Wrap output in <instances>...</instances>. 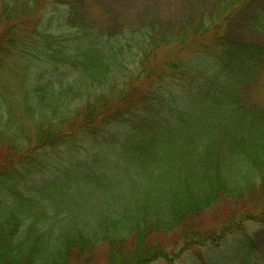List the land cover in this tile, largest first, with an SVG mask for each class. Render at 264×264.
I'll use <instances>...</instances> for the list:
<instances>
[{
  "label": "trees",
  "instance_id": "trees-1",
  "mask_svg": "<svg viewBox=\"0 0 264 264\" xmlns=\"http://www.w3.org/2000/svg\"><path fill=\"white\" fill-rule=\"evenodd\" d=\"M0 1L7 24L0 32V199H5L4 190L13 197L12 202H0V264H71L83 258L89 262L94 259L97 243L107 249V264H148L164 257L161 249L147 245L148 236L159 230L170 233L197 218L210 203L223 196H236L230 187L234 178L240 193L248 191L241 180L244 175H256L255 184L264 185V114H257L255 108L246 110L238 100L242 84L251 80L262 63L263 49L220 35L213 26L215 21L228 24L233 12L247 9L255 0H233L227 8L232 13L217 14L215 19L203 16L198 27L170 33L174 46L183 47L192 37L201 38L213 31L220 53L208 55L209 59L194 58L200 50L193 51V58H181L169 67L181 72H169L163 81L159 75L146 87L136 85L142 78L140 72L125 74L129 69L120 57L130 51L129 42L136 32L125 26L116 32L110 26L97 30L84 18L88 9L85 1ZM254 26L264 29V11L258 10ZM142 28L140 36L152 48L167 42L156 26ZM136 42L134 39L132 44ZM133 56L131 53L127 59ZM4 59L14 62L10 74L16 73L15 77L21 70L19 62L26 66L28 60L35 63L39 59L46 63V77L44 72L34 80L18 75L17 84L24 94L14 102L2 84V79L7 81L3 77L7 69L1 66ZM27 73H34L33 66ZM16 113L20 122L15 120ZM79 134L110 141L114 156L122 153L129 169L136 165L140 176L137 185L146 187L138 190L135 200L139 201L126 213L128 218L135 207L140 215L135 221L113 219L110 224L104 221L106 216L95 217L96 221L74 216L75 220L65 224L63 231L68 233L63 237L49 229L42 231L31 221L19 234L28 206L46 196L48 200H64L58 194L62 186L48 179L37 188L31 187L37 195L27 186H19L20 181L44 170L46 150H58ZM120 137L123 143L116 141ZM99 156L95 159L102 163L107 155ZM101 168L96 177L89 175L86 181L73 184L76 174L69 166L62 183L65 189L85 187L90 178L100 183L108 178ZM155 181L160 183L159 190L149 185ZM6 229L14 232L7 234ZM39 230L40 240H45L42 246L34 235ZM195 233H184V243ZM210 233L206 246H223L229 235ZM235 233L238 236L235 234L229 253L246 260L250 255L246 250L248 232ZM127 240L133 246L128 251L122 245ZM192 240L187 244L200 242ZM202 264L216 263L206 259Z\"/></svg>",
  "mask_w": 264,
  "mask_h": 264
},
{
  "label": "rangeland",
  "instance_id": "rangeland-1",
  "mask_svg": "<svg viewBox=\"0 0 264 264\" xmlns=\"http://www.w3.org/2000/svg\"><path fill=\"white\" fill-rule=\"evenodd\" d=\"M83 1L87 3L88 8L85 11L84 18L89 20L91 25L96 26L97 30L107 29L110 26L116 32V30L121 29V26H125V29L129 27L131 31L136 32L137 36H134L129 42L131 44L130 51L124 52L120 57L129 69L125 74L130 73L134 75L140 72L142 78L136 85L142 84L146 87V85L155 82L156 77L159 75L162 78L160 81H163L169 76V72L173 74L181 72L179 68L172 70L169 67L181 58H193V51L200 50L198 55H194V58L196 56L208 57V55L212 54L213 56L218 55L220 53L217 48L219 44L216 42L213 31L201 38L192 37L183 47L174 46L172 34L185 28L194 29L198 27L199 20L201 21L203 16L215 19L217 14L227 13L228 11L232 13L227 8H229V4L233 0ZM258 10L264 11V0H255L247 6V9L242 7L240 10H236V13L233 12L231 20L228 23L229 25L215 21L216 24L213 22V26L216 28L215 32L220 35H224L229 39L239 38L250 44L259 45L263 49L261 56L262 63L254 70L251 80L242 84L241 96L238 100L240 105L246 110L255 108L257 114H264V29H257L254 26L257 21ZM3 12L4 7L0 1V32L7 25L2 16ZM221 18L219 17L220 20ZM151 24L159 29V36L167 41L163 44L157 43L158 46L156 48H152L149 41L140 36L144 30L142 27H150ZM134 39L137 42L132 44ZM201 52H204V55ZM131 53L135 56L127 59ZM34 54H36L35 51ZM30 61H27L26 66L23 62H19L21 70L18 72V75L24 79L29 78L30 80H34L39 73L44 72L46 77V63L39 59L35 63ZM1 66L9 72L3 69V77L7 78V81L2 79V84L4 82V85L9 90V94L14 97V102H17L24 94V90L17 84L18 75L15 77L16 73L10 74L13 70L14 62L4 59L1 62ZM31 66H33L34 70L32 74L27 73L28 68ZM152 68H154L153 71L151 70ZM147 72H150V74ZM138 87L141 88L140 86ZM18 117L19 114L16 115V118L14 117L15 120ZM18 122H20V119H18ZM120 130L123 129L117 128V131ZM112 139L114 138L112 137L110 140ZM116 141L123 143V138H117ZM110 143V141L100 140L99 137L79 134L66 141L62 145V148L58 150L57 148L46 150V166L44 170L30 174L27 179L20 181L19 186H27L31 191V187L37 188L36 186L43 183L44 179H48L52 184L55 183L58 186H62L58 194L64 200H60L59 197L58 201L48 200L49 197L46 196L44 199H39L40 202H35V204L32 203L28 206L25 212L24 223L21 225L23 228L19 229V234L23 233L25 225L31 221L38 223L42 231L49 229L55 235L61 233L63 237L65 233H68V231H63L65 224L70 220H75L74 216L89 221H96L94 218L98 216H106V220L104 221H108L109 224L113 219H118L119 221L125 220L129 207L134 206L139 201L135 200V195L138 194V190L142 189V187L145 188L146 185H137L140 182L138 179L140 176L136 165H132L130 169L127 168V165L123 163L125 159L123 154L117 153L118 156H114L115 148ZM59 151L60 154H58ZM98 155L107 156L100 163V159H95ZM69 166L72 168V172L76 174L74 178L77 181L73 184L86 181L85 177L89 175L96 177V175L100 174L101 167L104 168L108 178H105L100 183H94L95 180H91L90 178L85 187L76 185L69 186L71 189H65L66 185L62 183L63 178H65L63 174L66 172L65 168H69ZM59 174L60 176H58ZM255 178L256 175L252 177L251 174L242 177L241 180L244 186L248 188V191L242 193L239 192L240 189L238 187L240 185L234 178L230 187L234 189L233 195L235 194L236 196L233 198L223 196L210 203L206 210L202 211L197 218L189 219L181 225L182 227L174 229L170 233L164 234L159 230L148 236L146 239L147 245L155 249H161L162 255L166 257L159 258L148 264H202L206 259H212L216 264H264V185L262 186L260 183L256 185ZM155 182H158V184ZM155 182L149 185L153 188L158 186L159 190L160 183L159 181ZM94 187L98 188L97 191L94 190ZM30 191H26V193ZM64 191L70 195H65ZM3 194L5 199H0V202H12L13 197L10 192L4 190ZM31 194L37 195L35 191H31ZM156 202L160 203L159 197H157ZM138 212L140 210H136L135 207L132 208L131 215L129 216L131 218L128 217L127 219L135 221L138 218L137 216L140 215ZM244 216L247 218H243ZM239 221L240 223L238 224ZM110 230H114L113 233L118 232V229L110 228ZM245 230H247L249 236L246 250L250 251V255L246 260H243L239 254L236 255L229 252L232 250L230 248L235 245V234L238 236L235 232L239 231L242 235V233H247L244 232ZM188 231L196 233L184 243L182 236ZM212 231L218 232L214 235L212 234L213 236H219L217 234L221 233V231L229 233L223 245L224 247L227 246V248L221 249L223 246L216 244L218 239L214 240V242L216 241V245L206 246L204 244L208 242L207 237L209 234L211 235L210 232ZM5 232L7 234L13 233L14 230L6 229ZM15 235H17L16 232ZM34 235L39 238V235H41L40 230L38 233L34 231ZM190 239H194L191 243L200 242L187 244L190 243ZM44 241L40 240L38 243H35L42 246V242ZM50 243L53 244V242ZM122 243L127 251L133 248V246H130V240L123 241ZM214 246L217 247L215 250H213ZM106 250L104 244L97 243L93 250L94 259L92 261L87 262L83 258L82 260L72 261L71 264H107ZM41 257L45 258L46 255H41Z\"/></svg>",
  "mask_w": 264,
  "mask_h": 264
}]
</instances>
